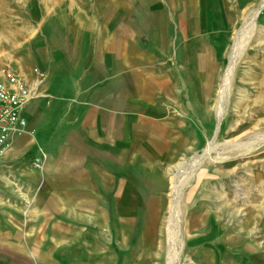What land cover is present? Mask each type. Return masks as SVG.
I'll use <instances>...</instances> for the list:
<instances>
[{
  "label": "crops",
  "instance_id": "1",
  "mask_svg": "<svg viewBox=\"0 0 264 264\" xmlns=\"http://www.w3.org/2000/svg\"><path fill=\"white\" fill-rule=\"evenodd\" d=\"M37 6L29 40L0 52V82L12 68L39 94L24 110L28 131L0 154V264H65L86 233L122 264L123 240L138 244L161 218L156 206L170 205L172 177L193 147L190 116L220 86V4Z\"/></svg>",
  "mask_w": 264,
  "mask_h": 264
},
{
  "label": "rangeland",
  "instance_id": "2",
  "mask_svg": "<svg viewBox=\"0 0 264 264\" xmlns=\"http://www.w3.org/2000/svg\"><path fill=\"white\" fill-rule=\"evenodd\" d=\"M105 1L0 0V52H11L29 40L37 29L29 15L37 17V5L51 12L67 5L98 12ZM215 1L222 13L216 29L228 37L222 76L236 42L241 39L243 45L230 79L225 115L219 122L220 86L195 106L188 140L193 147L172 177L181 187L172 198V184L170 205L156 206L161 218L150 221L138 244L137 239L123 240L129 253L122 264H264V7L255 17L263 0ZM169 224L177 234L172 256ZM79 237L70 245L75 256L65 264H116L115 251L104 254L111 247L106 240L87 233Z\"/></svg>",
  "mask_w": 264,
  "mask_h": 264
},
{
  "label": "built area",
  "instance_id": "3",
  "mask_svg": "<svg viewBox=\"0 0 264 264\" xmlns=\"http://www.w3.org/2000/svg\"><path fill=\"white\" fill-rule=\"evenodd\" d=\"M34 72L38 76L37 82L45 79L46 72L39 67ZM4 73L8 82H0V154L10 147L13 138L28 131L24 110L27 104L39 96L16 70L8 68Z\"/></svg>",
  "mask_w": 264,
  "mask_h": 264
},
{
  "label": "bare ground",
  "instance_id": "4",
  "mask_svg": "<svg viewBox=\"0 0 264 264\" xmlns=\"http://www.w3.org/2000/svg\"><path fill=\"white\" fill-rule=\"evenodd\" d=\"M263 7H264V0L260 3L258 9L255 11V14H256L255 17L258 16V13L260 12V10ZM252 27H254V21L250 22L249 27H247L248 33H250L253 30ZM236 41H237V39H236ZM240 41H241V39H239V41L236 42L237 47L235 48L234 52L232 53V57L230 59L231 62L225 70V73L223 75L224 77L222 79V84L220 85V90H219L220 95H219V103H218V106H219V110H218L219 122L223 119V117L225 115V111L227 109L226 102H227V93L229 92L228 89H229L230 79L232 77L233 71L235 70L234 68H235L236 63L238 62L237 60L239 58V55L241 54V52L243 50V45L241 44ZM173 184H174V192H173L172 198L174 196V193H176L177 190L181 187V185L178 183V180L176 178L174 179ZM174 201L172 203L173 206L171 208V211H173L172 209L174 208V206L176 204V203L174 204ZM172 226H173L172 224H169V226H168V230H169L168 231V245L170 246L169 247L170 256H172L175 253V251H176L175 247L178 246L177 242L175 241V238L177 236L176 230H175L174 226L173 227Z\"/></svg>",
  "mask_w": 264,
  "mask_h": 264
}]
</instances>
